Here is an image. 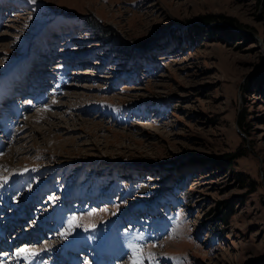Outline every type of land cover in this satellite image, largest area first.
<instances>
[{
	"label": "rangeland",
	"instance_id": "rangeland-1",
	"mask_svg": "<svg viewBox=\"0 0 264 264\" xmlns=\"http://www.w3.org/2000/svg\"><path fill=\"white\" fill-rule=\"evenodd\" d=\"M0 143V264H264L263 9L0 0Z\"/></svg>",
	"mask_w": 264,
	"mask_h": 264
},
{
	"label": "snow or ice",
	"instance_id": "snow-or-ice-1",
	"mask_svg": "<svg viewBox=\"0 0 264 264\" xmlns=\"http://www.w3.org/2000/svg\"><path fill=\"white\" fill-rule=\"evenodd\" d=\"M53 103H55V101H53ZM53 201L55 200V197L52 198ZM122 203H126V202H123ZM54 206V205H53ZM88 215H94L95 212L93 210H89ZM113 215H119V212H115L113 213ZM79 215L78 214H74L71 216V218L67 221L68 223V229L63 232V233H60L61 235L65 236V238H67V236L69 234H72L74 235V233H72V229L75 228V227H79V224L77 223V221L79 220ZM95 226H93L92 228L90 229H86V231H92L94 230ZM155 246V245H153ZM142 247H145V246H141V248H136V247H133L129 253V255L131 256V259L129 261V264H145V259L142 258L143 257V252H142ZM25 249L21 248L20 249V252H24ZM31 255H35V253H30Z\"/></svg>",
	"mask_w": 264,
	"mask_h": 264
},
{
	"label": "bare ground",
	"instance_id": "bare-ground-1",
	"mask_svg": "<svg viewBox=\"0 0 264 264\" xmlns=\"http://www.w3.org/2000/svg\"><path fill=\"white\" fill-rule=\"evenodd\" d=\"M3 126H4V124H3ZM4 128V127H3ZM2 128V129H3ZM0 146H1V143H0ZM5 227V228H2V229H0V242H1V244H3V248H4V250H10L13 246H15V244H13L14 242H12L10 239H7V238H5L4 236H5V233H6V231H8V230H10V228H11V226H9V224L8 223H6V224H4V225H2V227ZM24 233V232H23ZM21 236V238H22V236H23V234L22 235H20ZM18 239H20V237H18ZM21 240V239H20ZM77 242V241H76ZM76 242H75V245H74V247L76 248L77 247V245H79V242H77V244H76ZM107 248H105V250H106ZM3 250V251H4ZM107 251V250H106ZM17 254V253H16ZM15 254V255H16ZM14 255V256H15ZM1 256H3V255H1ZM1 259V258H0ZM18 259H20V260H22V261H25V263L26 264H35V256L34 255H31V254H25V253H22V254H19V256H17V257H14V259L10 262V263H8V264H17V261H18ZM76 259V258H75ZM74 259V260H75ZM116 259V258H115ZM39 262V260L37 261V264H40V263H38Z\"/></svg>",
	"mask_w": 264,
	"mask_h": 264
},
{
	"label": "trees",
	"instance_id": "trees-1",
	"mask_svg": "<svg viewBox=\"0 0 264 264\" xmlns=\"http://www.w3.org/2000/svg\"><path fill=\"white\" fill-rule=\"evenodd\" d=\"M258 4L261 6V9H263L264 11V0H257ZM197 19L205 21V22H209L211 20V16L210 15H202V16H198ZM227 20L229 21V23L235 24L233 21H231V19L227 18ZM217 27L214 25L213 27L210 28L211 31H214Z\"/></svg>",
	"mask_w": 264,
	"mask_h": 264
}]
</instances>
